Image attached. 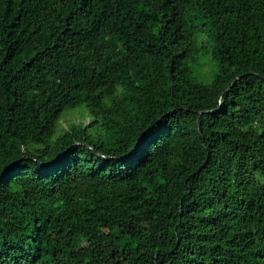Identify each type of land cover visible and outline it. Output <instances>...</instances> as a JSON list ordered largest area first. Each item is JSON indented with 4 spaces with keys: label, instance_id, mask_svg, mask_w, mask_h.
<instances>
[{
    "label": "trees",
    "instance_id": "obj_1",
    "mask_svg": "<svg viewBox=\"0 0 264 264\" xmlns=\"http://www.w3.org/2000/svg\"><path fill=\"white\" fill-rule=\"evenodd\" d=\"M0 264H264V0H0Z\"/></svg>",
    "mask_w": 264,
    "mask_h": 264
},
{
    "label": "rangeland",
    "instance_id": "obj_2",
    "mask_svg": "<svg viewBox=\"0 0 264 264\" xmlns=\"http://www.w3.org/2000/svg\"><path fill=\"white\" fill-rule=\"evenodd\" d=\"M80 109H82V107ZM89 119V117L81 116L77 110L66 112L60 121V129L67 128L74 123L88 122Z\"/></svg>",
    "mask_w": 264,
    "mask_h": 264
}]
</instances>
